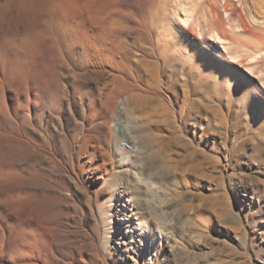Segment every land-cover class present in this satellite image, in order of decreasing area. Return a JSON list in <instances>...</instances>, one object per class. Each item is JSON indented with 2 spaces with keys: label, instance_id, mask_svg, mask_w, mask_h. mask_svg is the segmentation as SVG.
I'll return each instance as SVG.
<instances>
[{
  "label": "rangeland",
  "instance_id": "1",
  "mask_svg": "<svg viewBox=\"0 0 264 264\" xmlns=\"http://www.w3.org/2000/svg\"><path fill=\"white\" fill-rule=\"evenodd\" d=\"M119 1L108 27L120 33L117 44L131 48L141 76L90 75L98 88L116 87L117 111L123 108L111 130L135 165L125 166L121 188L152 213L162 206L154 216L162 235L153 264H264V0ZM69 58L79 69L85 63ZM96 93L84 90L86 105ZM130 96L125 110L121 101ZM70 124L66 151L68 143L79 147L72 181L62 186L82 248L74 264H132L143 255L127 254L132 243L119 239L124 207L109 221L101 217L116 152L98 148L105 130L97 122L74 137ZM141 179L154 183V201Z\"/></svg>",
  "mask_w": 264,
  "mask_h": 264
},
{
  "label": "bare ground",
  "instance_id": "2",
  "mask_svg": "<svg viewBox=\"0 0 264 264\" xmlns=\"http://www.w3.org/2000/svg\"><path fill=\"white\" fill-rule=\"evenodd\" d=\"M119 6V0H0V264H74L75 253L82 254V248L77 251L74 205L63 200L62 182L72 181L69 168H75L79 147L68 143L66 151V121L73 137L87 123L97 122L105 130L98 148L109 156L114 150L117 163L113 161L114 178L101 217L109 221L115 207H124L119 239L137 246L128 244L127 254L138 255L141 249L143 255L132 264H153L158 258L162 232L154 216L162 206L155 205L152 213L121 188L125 166L135 165L125 161L126 151L111 130L123 108L117 111L116 87L98 88L97 77H91L92 72L106 79L141 76L131 62V48L117 44L120 33L108 27ZM71 56H81V69L67 61ZM84 90L97 92L91 105L85 104ZM132 100L121 101L125 110ZM49 137L60 143H49ZM87 152L91 159L94 152ZM141 181L154 201V183Z\"/></svg>",
  "mask_w": 264,
  "mask_h": 264
},
{
  "label": "snow or ice",
  "instance_id": "3",
  "mask_svg": "<svg viewBox=\"0 0 264 264\" xmlns=\"http://www.w3.org/2000/svg\"><path fill=\"white\" fill-rule=\"evenodd\" d=\"M0 205H3V204H0ZM4 206V205H3Z\"/></svg>",
  "mask_w": 264,
  "mask_h": 264
}]
</instances>
